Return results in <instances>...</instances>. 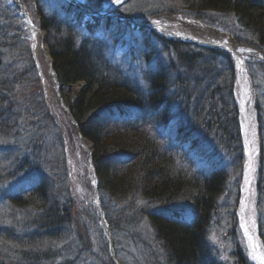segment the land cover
Instances as JSON below:
<instances>
[{"label":"trees","instance_id":"16d2710c","mask_svg":"<svg viewBox=\"0 0 264 264\" xmlns=\"http://www.w3.org/2000/svg\"><path fill=\"white\" fill-rule=\"evenodd\" d=\"M153 1L157 6L164 3ZM50 2L47 6L39 0H21L26 9L32 4L36 11L35 22L46 33L54 82L61 88L78 133L92 144L89 159L108 227L116 232L121 224L128 227L146 215L168 264H219L208 234L230 170L206 148V142L214 141L225 149L236 143L239 179L242 147L232 57L223 50L167 38L117 17L88 16L68 1ZM140 2L125 0L116 11L138 20L157 16V12L140 15L147 7ZM174 3L201 21H212L215 14L231 15L246 34L237 43L264 52V0ZM85 4L98 10L103 0H86ZM7 8L17 9L5 0L0 3V14ZM9 22L1 28H11ZM127 28L141 35L135 45L123 37ZM118 46H132L133 52L124 54L123 59L116 54L122 51ZM2 60L0 54V69ZM135 62L143 68H133ZM244 64L255 85V68H263L264 62L244 60ZM0 76H5L4 80L0 77V193L4 204L18 211L15 219L23 220L21 225L14 219V224L11 220L12 225H7L10 227H0V264H68L57 246L67 231L71 234L69 226L76 219L72 205L52 196V185L42 173L27 183L12 182L31 166L32 138L25 145L27 155L26 150L16 147L12 154H4L6 147L12 148L6 144L9 138L20 139L43 118L45 111L39 112L45 102L33 93L27 95L14 74L0 70ZM75 84L80 86L76 92L71 88ZM258 108L261 155L256 202L260 213L264 201V129ZM135 197L145 205L135 209L136 217L124 219L125 211L134 207ZM180 198L190 202V213L169 206ZM114 203L115 217L110 213ZM121 203L128 205L117 208ZM151 205L157 207L148 209ZM258 225L264 246L262 214ZM73 233L77 235V231ZM236 258L238 264H251L239 251Z\"/></svg>","mask_w":264,"mask_h":264},{"label":"rangeland","instance_id":"374dc122","mask_svg":"<svg viewBox=\"0 0 264 264\" xmlns=\"http://www.w3.org/2000/svg\"><path fill=\"white\" fill-rule=\"evenodd\" d=\"M39 1L42 4L46 3L47 6L51 3L50 0ZM62 1L67 2V0ZM103 1V3H106V0ZM140 1L142 5L147 4V7L140 10L139 14L157 12L156 20L162 26H166L167 29H177L199 40H203L205 43L226 41L238 48L252 49L237 43V40H243L246 34L229 14H215L211 17L212 21H201L189 16L184 9L179 8V5H175L174 1L177 0H161L164 3L160 6L155 5L153 0ZM151 1L152 3H150ZM9 2L11 3V0ZM0 3L4 4L5 0H0ZM109 3H111L110 0H108ZM29 5L26 11L30 20L35 23L37 18L36 11L32 4ZM8 22L11 28H1L5 24V26H9L7 25ZM152 28L159 35L167 38L171 37L156 26ZM45 35V31L42 29L36 32L33 31L24 20V14L21 13L18 7L17 9L7 8L6 11L0 14V54L3 58L0 70L11 75L14 74L17 79L21 80L20 85L27 95L33 93L38 99L41 98L45 102V104H42V111L40 110L41 112H39L42 114L45 111L43 118L28 132H24L20 139L9 138L6 143L12 148L6 147L4 154H12L15 152L16 147L18 151L23 152L26 150L25 153L27 155L29 152L27 151L28 147L25 149V145L31 141V138L33 139L29 144L32 145L31 154L34 157V159L28 160L31 166H28L24 169V172H20L17 177H14L12 182L14 184L27 183L32 179H36L42 173L52 185V196H56V200H65L64 203L70 202L76 219L71 224L72 226H69L71 234L67 233V231L64 234V241L59 242L57 246L60 254H65L64 260L66 263L168 264L165 250L160 240L156 237L146 215H140L133 222L134 224H128V227L127 224H121L116 232H113L108 227L102 199L96 189L95 172L89 159L88 148L90 147L80 137L74 120L64 104L61 88H57L50 73L49 58L46 56L49 53L47 52L46 44L42 46V40L46 43ZM123 37L126 42L135 45L136 40H139L141 35L137 30L127 28L124 31ZM118 51L116 54L118 56L121 55L123 59H125L124 54H132L133 52L132 46L127 49L123 47L122 51ZM243 60L264 62V57L249 55L243 57L242 62H244ZM133 68L139 70L143 68V64L135 62ZM245 72L250 86L251 105L249 118L255 133L254 168L251 189L246 199V207L251 215V226L262 243L259 236L258 216L262 214L264 219V201L259 213L256 202V182L261 155L260 140L257 134L259 126L258 106L261 108L262 126L264 129V65L263 68H258V66L255 68V85L252 83L246 67ZM0 77H3L2 80L5 79V76ZM71 88L76 92L80 86L75 84ZM234 95L239 111L237 121L241 124L235 83ZM38 118L40 117L38 116ZM239 133L242 139L241 125L239 126ZM240 145L243 150V141H240ZM220 147L214 141L206 142V148L209 151L215 152L216 158L223 165L229 166L230 170L228 186L218 198V205L212 216L213 219L208 234L209 241L212 244L219 264H238L236 258V252L238 253V251L244 254L247 261L255 264L248 255L246 243L240 228L238 206L241 179H238L235 168L239 157L238 147L234 142L230 145L229 149ZM36 165H38L37 169L33 167ZM14 167L16 169L17 166L14 165ZM10 169L13 170V165ZM4 201L0 193V227L2 225H12L10 224L11 220H13L12 223L14 224V215H18V211H11L8 205L4 204ZM133 201L134 207L125 211L124 219L134 218L135 209L139 205H145V202L140 197H135ZM126 205L128 203H121L117 205V208ZM110 206H112L110 210L114 211L110 213L115 217L118 214L117 210H114L116 205L114 203L113 205L110 204ZM169 206L184 208L189 213L192 209L190 202L184 198L177 199L173 203H170ZM153 207H157V205H151L148 209H152ZM16 217L15 221L21 225L23 220L19 219L18 216ZM74 230L77 231V235L73 233Z\"/></svg>","mask_w":264,"mask_h":264},{"label":"bare ground","instance_id":"6f19581e","mask_svg":"<svg viewBox=\"0 0 264 264\" xmlns=\"http://www.w3.org/2000/svg\"><path fill=\"white\" fill-rule=\"evenodd\" d=\"M81 1V0H76ZM108 4V0L106 3ZM163 27V26H162ZM33 31H38L36 28H32ZM175 34L184 35L179 32L173 31ZM187 37H191L188 34H185ZM184 35V36H185ZM217 44L231 51V53L237 58L241 59L243 57L251 55L248 50L240 49L235 47L232 43L221 41L217 42ZM252 55H260L262 54H253ZM264 57V56H263ZM236 90L239 96L246 98V93L250 92V87L248 86L247 78L244 74V71L240 69L237 70L236 76ZM249 100L247 102L243 101L242 105V125H243V136H244V161H243V170H242V178H241V191H240V200L238 206V214L240 218V228L246 243V248L249 257L255 262V264H264V260L261 257H264V248L262 246L261 241L259 240L254 228L251 226V215L248 212L246 207V199L251 189V180L254 168V157H255V133L250 121L249 116Z\"/></svg>","mask_w":264,"mask_h":264},{"label":"water","instance_id":"95a60500","mask_svg":"<svg viewBox=\"0 0 264 264\" xmlns=\"http://www.w3.org/2000/svg\"><path fill=\"white\" fill-rule=\"evenodd\" d=\"M73 1V0H72ZM112 5H110V6H107V7H105V9H108L109 7H111ZM126 20H128V21H131L130 19H128V18H125ZM25 20H26V22L29 24V25H31V26H33V24H32V22L27 18V17H25ZM45 42H44V40H42V46H45ZM248 52H254L255 53V51H248ZM48 58H49V56H48ZM233 58H234V60H235V62L237 63V64H240V61H239V59L235 56V55H233ZM86 142H88V141H86ZM88 144L89 145H91V143L90 142H88Z\"/></svg>","mask_w":264,"mask_h":264},{"label":"snow or ice","instance_id":"6c2138e0","mask_svg":"<svg viewBox=\"0 0 264 264\" xmlns=\"http://www.w3.org/2000/svg\"><path fill=\"white\" fill-rule=\"evenodd\" d=\"M112 2V0H110ZM115 3H120V0H114ZM262 260H264V257H261Z\"/></svg>","mask_w":264,"mask_h":264}]
</instances>
